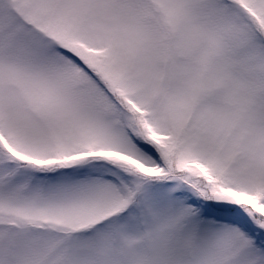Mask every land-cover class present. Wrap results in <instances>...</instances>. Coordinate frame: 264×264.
Here are the masks:
<instances>
[{
    "label": "snow or ice",
    "instance_id": "6c2138e0",
    "mask_svg": "<svg viewBox=\"0 0 264 264\" xmlns=\"http://www.w3.org/2000/svg\"><path fill=\"white\" fill-rule=\"evenodd\" d=\"M0 264H264V0H0Z\"/></svg>",
    "mask_w": 264,
    "mask_h": 264
}]
</instances>
